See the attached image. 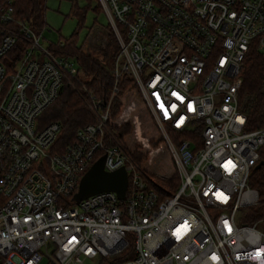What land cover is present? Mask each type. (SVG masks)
Returning a JSON list of instances; mask_svg holds the SVG:
<instances>
[{
    "label": "built area",
    "instance_id": "built-area-1",
    "mask_svg": "<svg viewBox=\"0 0 264 264\" xmlns=\"http://www.w3.org/2000/svg\"><path fill=\"white\" fill-rule=\"evenodd\" d=\"M96 1L119 46L110 99L126 73L160 130L178 184L157 185L154 157L138 165L115 134L110 99L85 86L74 58L43 45V29L14 16L12 0H0V264H100L129 244L113 264H264V229L257 228L264 210L248 221L261 204L248 178L264 124L246 129L238 107L250 45L264 57V0ZM65 83L79 85L93 121L51 152L61 123L39 117ZM101 155L104 170L125 169L123 199L104 190L73 201Z\"/></svg>",
    "mask_w": 264,
    "mask_h": 264
},
{
    "label": "trees",
    "instance_id": "trees-1",
    "mask_svg": "<svg viewBox=\"0 0 264 264\" xmlns=\"http://www.w3.org/2000/svg\"><path fill=\"white\" fill-rule=\"evenodd\" d=\"M12 1L16 18L24 20L37 32L46 27V0ZM88 6L89 4L86 7ZM98 7L96 6L94 9ZM84 12V8H79L77 5L72 6V13L78 17L80 22L83 20ZM75 34L63 39L62 45L50 44L49 48L55 55H65L74 58L83 71V83L85 86L96 97L103 101H108L115 82V77L112 73L113 62L119 49L115 34L110 25H108L104 35V44L90 52L85 51L82 45L76 43ZM263 61L262 52L252 43L241 64L240 75L242 83L238 91V107L246 117V129H255L264 124ZM78 87L79 85L77 84L73 88V86L65 83L57 98L45 108L39 117L43 123L54 120L61 123V131L50 148L51 152H60L68 142L73 140L74 134L80 126L93 121L92 114L77 91L79 90ZM116 87L117 91L110 99V116L118 123V125L114 126L115 134L119 137L132 159L138 165H144V162L154 157L159 150L167 151L163 137L158 132L156 138L147 141L146 145L148 148H142L137 142L130 140L132 124L127 120L126 116L128 114L127 111L131 109V103L134 104V102L126 103V98L132 97L130 95L132 90L139 92V89L133 79L126 73L120 74L117 78ZM193 134L198 137L199 130ZM184 135L187 138H191L190 133H184ZM150 147L153 150H148L151 149ZM260 152V159L251 169L248 184L258 191L261 204L258 210L250 209L249 222L257 218L261 214L260 212L264 210V147L261 148ZM98 155L99 153L96 154V156ZM149 169L153 175L155 169L152 170L150 166ZM155 175L158 186H163L169 190L176 188L178 184L176 174L168 177ZM131 245L129 244L126 251L120 254L102 258L100 264H113L125 259L127 257L126 253L131 250Z\"/></svg>",
    "mask_w": 264,
    "mask_h": 264
},
{
    "label": "rangeland",
    "instance_id": "rangeland-1",
    "mask_svg": "<svg viewBox=\"0 0 264 264\" xmlns=\"http://www.w3.org/2000/svg\"><path fill=\"white\" fill-rule=\"evenodd\" d=\"M87 4H89L88 7ZM77 5L79 8H84V17L80 22L78 17L72 13V6ZM98 7L96 0H46L45 1V21L46 27L42 31V43L44 46L56 44L59 40L69 38L75 34L76 43L82 45L87 52L98 49L104 44V35L106 28L109 25L108 19L104 11ZM132 97L126 98V103H131L130 110L127 111V120L132 124L130 132V140L139 144L142 148L147 147V141L154 139L160 132L154 118L152 117L147 104L137 90L130 92ZM134 105V106H133ZM171 137L174 140L182 138L178 134L172 133ZM151 148V147H150ZM153 150V148L148 149ZM153 164L150 168L157 169L158 175L168 177L176 174L171 163L167 151L159 150L154 155ZM160 176V177H161ZM261 201V199L259 198ZM260 206L252 207L253 210H258ZM249 208L240 209L236 216L237 221H241L244 212ZM257 228L264 229V223L259 221ZM51 247V246H49ZM86 264H93L87 261Z\"/></svg>",
    "mask_w": 264,
    "mask_h": 264
},
{
    "label": "water",
    "instance_id": "water-1",
    "mask_svg": "<svg viewBox=\"0 0 264 264\" xmlns=\"http://www.w3.org/2000/svg\"><path fill=\"white\" fill-rule=\"evenodd\" d=\"M104 155L97 158L81 176L78 188L73 194L75 202L96 192L111 190L119 199H123L127 187V175L123 167L112 171L103 168Z\"/></svg>",
    "mask_w": 264,
    "mask_h": 264
},
{
    "label": "snow or ice",
    "instance_id": "snow-or-ice-1",
    "mask_svg": "<svg viewBox=\"0 0 264 264\" xmlns=\"http://www.w3.org/2000/svg\"><path fill=\"white\" fill-rule=\"evenodd\" d=\"M175 95V94H174ZM161 107H163V105H161ZM173 107H175V106H173ZM231 162H229V164H230ZM225 167H228V165H225ZM217 196L218 197H222V194H220V193H217ZM257 255H259V253H257Z\"/></svg>",
    "mask_w": 264,
    "mask_h": 264
}]
</instances>
